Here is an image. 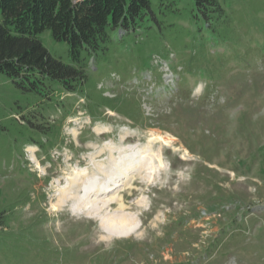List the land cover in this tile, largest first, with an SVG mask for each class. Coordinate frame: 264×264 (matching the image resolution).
Segmentation results:
<instances>
[{
	"label": "rangeland",
	"instance_id": "rangeland-1",
	"mask_svg": "<svg viewBox=\"0 0 264 264\" xmlns=\"http://www.w3.org/2000/svg\"><path fill=\"white\" fill-rule=\"evenodd\" d=\"M150 30L136 45L129 37L119 72L90 73L113 104L135 99L145 127L107 108L93 121L83 98L58 90L60 110H42L43 88L22 90L0 73V208L17 205L0 229V264H264V46L212 78L182 80V60L167 40L148 43ZM41 38L69 61L65 43ZM35 121L55 123L54 134ZM119 195L137 221L125 236L101 227L120 211L98 202Z\"/></svg>",
	"mask_w": 264,
	"mask_h": 264
},
{
	"label": "trees",
	"instance_id": "trees-1",
	"mask_svg": "<svg viewBox=\"0 0 264 264\" xmlns=\"http://www.w3.org/2000/svg\"><path fill=\"white\" fill-rule=\"evenodd\" d=\"M233 2L155 0L154 6L152 0H0V73L22 90L43 88L44 98L50 102L43 100L46 106L42 110H60L52 101L54 90H58L83 98L82 107L93 121L103 117L107 108L131 124L145 127L135 99L123 97L115 105L96 89L90 75L93 67L97 72L108 68L119 72L116 56L127 57L128 39L132 37V43H139L141 28L151 29L152 36L146 34L148 43L156 38L161 44L164 40L170 43V49L182 60L178 71L182 80L184 76L194 81L196 77L212 78L208 72H217L215 68L221 72L230 60L248 63L264 46V0H241L238 5ZM171 14L173 18L166 21L164 16ZM44 31L66 44L68 62L45 47L41 38ZM211 64L214 70L208 68ZM148 67L145 63L142 68L137 66V72ZM130 70L123 67L121 73ZM40 115L45 117L44 112ZM29 123L54 134L55 123L46 127L43 122ZM16 206L0 208V229L7 227ZM184 219H174L169 227L181 225Z\"/></svg>",
	"mask_w": 264,
	"mask_h": 264
},
{
	"label": "bare ground",
	"instance_id": "bare-ground-1",
	"mask_svg": "<svg viewBox=\"0 0 264 264\" xmlns=\"http://www.w3.org/2000/svg\"><path fill=\"white\" fill-rule=\"evenodd\" d=\"M111 186H112V182L109 183V184H105L104 185L105 188L103 189V192L105 193V192H109L111 190L116 189V186H114V187H111ZM103 192H101V193H103ZM98 203L103 204V207H108V206L112 205L113 203L114 204L116 203L117 204V206H116L117 208L115 210L116 211H120L117 214L110 216L107 219V224H103L102 223L101 227H102V229L104 231H106L107 233L112 234V235L119 234V235H124V236L127 235V234H130V232L132 230L135 231L134 228L137 227V221L134 222L133 219L131 220L127 215L124 214V212H125L124 211L125 202L123 200V196H121V195L116 196V197L115 196H111V198L102 200V201H100ZM92 205H94V204L92 203ZM101 207L97 206L98 209H101ZM134 220H136L135 216H134Z\"/></svg>",
	"mask_w": 264,
	"mask_h": 264
},
{
	"label": "built area",
	"instance_id": "built-area-1",
	"mask_svg": "<svg viewBox=\"0 0 264 264\" xmlns=\"http://www.w3.org/2000/svg\"><path fill=\"white\" fill-rule=\"evenodd\" d=\"M153 62L156 64V65H159V67H166L167 69H166V72H165V77L167 78V79H169V80H171V76H172V73H171V71H170V69H169V64H168V62L166 61V60H164V59H161V58H159V59H154L153 60Z\"/></svg>",
	"mask_w": 264,
	"mask_h": 264
}]
</instances>
